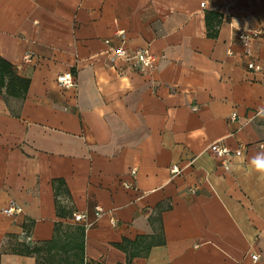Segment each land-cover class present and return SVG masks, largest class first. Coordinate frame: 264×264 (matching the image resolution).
I'll return each instance as SVG.
<instances>
[{
  "label": "crops",
  "instance_id": "1",
  "mask_svg": "<svg viewBox=\"0 0 264 264\" xmlns=\"http://www.w3.org/2000/svg\"><path fill=\"white\" fill-rule=\"evenodd\" d=\"M0 58L29 82L0 88V264H37L59 224L84 230L85 264H127L140 237L130 264H264V0H0ZM216 142L242 150L228 169Z\"/></svg>",
  "mask_w": 264,
  "mask_h": 264
},
{
  "label": "trees",
  "instance_id": "2",
  "mask_svg": "<svg viewBox=\"0 0 264 264\" xmlns=\"http://www.w3.org/2000/svg\"><path fill=\"white\" fill-rule=\"evenodd\" d=\"M28 85V80L20 78L14 72L13 66L0 58V88L6 87L9 95L19 96L27 92ZM144 239L140 237L135 241L123 240L119 244L128 255L127 264H130L134 257L147 254L146 250L151 244L144 246V252L139 250ZM28 253L37 254V264H85L84 230L81 227L59 224L51 240L28 250Z\"/></svg>",
  "mask_w": 264,
  "mask_h": 264
},
{
  "label": "built area",
  "instance_id": "3",
  "mask_svg": "<svg viewBox=\"0 0 264 264\" xmlns=\"http://www.w3.org/2000/svg\"><path fill=\"white\" fill-rule=\"evenodd\" d=\"M201 6H205V2L201 3ZM261 30H249V31H240L238 33V39L241 42V44L249 49L251 46L252 42L261 36ZM152 54L149 51V49H139V50H134L130 51L126 49L123 46H120L118 48H115L111 54H110V59L111 61H116V60H123L125 62H128L130 64L133 63H139L142 66L143 70H146L152 66ZM26 58H30V54L26 55ZM247 67L250 70H257L259 69V66L255 63L254 59L249 58L247 61ZM65 74H70L69 79L65 80L63 79L65 77ZM57 81L60 85L68 88V87H77L78 82L76 77L73 75L72 72H65L62 73L58 76ZM236 117V113L232 115V118L234 119ZM261 146H264V144H261ZM208 150L217 158L223 160V165L225 168L228 169V159L231 156H241L242 155V150L238 149L236 151H232L224 146H222L220 143H212L210 146H208ZM180 169L178 166H173L172 167V172L174 174L178 173ZM131 173L134 175L136 173L135 169H132ZM127 187H130L129 184L126 185ZM3 213L9 214V215H16L20 214L22 212V207L16 203V202H11L8 206H6L3 210ZM103 214V209L100 206H96L95 208V220L91 221L88 219V216L83 213V212H75L73 214V219L74 222L77 224H82L86 228L91 227L96 220H98L99 217H101ZM254 260L258 259V254H255L252 256Z\"/></svg>",
  "mask_w": 264,
  "mask_h": 264
},
{
  "label": "clouds",
  "instance_id": "4",
  "mask_svg": "<svg viewBox=\"0 0 264 264\" xmlns=\"http://www.w3.org/2000/svg\"><path fill=\"white\" fill-rule=\"evenodd\" d=\"M69 76L70 74H65L63 79L68 80ZM251 164L257 172L264 175V153H257L256 156L251 159Z\"/></svg>",
  "mask_w": 264,
  "mask_h": 264
}]
</instances>
